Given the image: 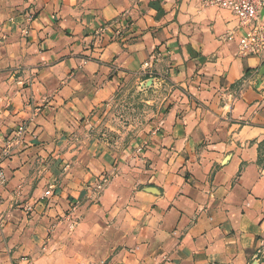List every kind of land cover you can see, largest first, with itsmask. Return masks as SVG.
Instances as JSON below:
<instances>
[{
	"label": "crops",
	"instance_id": "1",
	"mask_svg": "<svg viewBox=\"0 0 264 264\" xmlns=\"http://www.w3.org/2000/svg\"><path fill=\"white\" fill-rule=\"evenodd\" d=\"M238 31L201 0H0V146L28 125L0 264H264V57Z\"/></svg>",
	"mask_w": 264,
	"mask_h": 264
},
{
	"label": "built area",
	"instance_id": "2",
	"mask_svg": "<svg viewBox=\"0 0 264 264\" xmlns=\"http://www.w3.org/2000/svg\"><path fill=\"white\" fill-rule=\"evenodd\" d=\"M205 5L216 6L229 10L237 19L239 31L237 32V52L241 56L264 57V0H201ZM117 29L116 33L120 34ZM229 38H232L229 36ZM159 55L154 53L143 62L142 68L146 74L152 73V67ZM28 132V125L20 123L14 135L6 138L0 146V187L7 182L5 163L14 154L15 147ZM106 179L101 178L94 186V191L99 193ZM72 220L71 225L77 223L78 218ZM23 264H32L29 257H22Z\"/></svg>",
	"mask_w": 264,
	"mask_h": 264
},
{
	"label": "rangeland",
	"instance_id": "3",
	"mask_svg": "<svg viewBox=\"0 0 264 264\" xmlns=\"http://www.w3.org/2000/svg\"><path fill=\"white\" fill-rule=\"evenodd\" d=\"M145 85V84H144ZM149 85V84H148ZM147 86V84L145 85ZM133 97H126L125 99L120 100L113 104L107 113L100 115L98 119V127H103V130H107L106 133L118 134L117 130L122 131L127 127V123L132 120L134 114L133 108L137 107Z\"/></svg>",
	"mask_w": 264,
	"mask_h": 264
},
{
	"label": "water",
	"instance_id": "4",
	"mask_svg": "<svg viewBox=\"0 0 264 264\" xmlns=\"http://www.w3.org/2000/svg\"><path fill=\"white\" fill-rule=\"evenodd\" d=\"M260 75H264V65L260 69ZM146 84L148 85L149 82H147Z\"/></svg>",
	"mask_w": 264,
	"mask_h": 264
}]
</instances>
